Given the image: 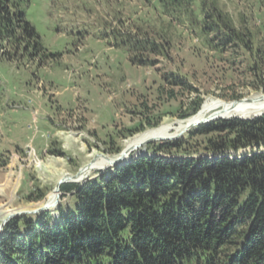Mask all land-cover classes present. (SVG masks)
<instances>
[{
  "label": "rangeland",
  "instance_id": "1",
  "mask_svg": "<svg viewBox=\"0 0 264 264\" xmlns=\"http://www.w3.org/2000/svg\"><path fill=\"white\" fill-rule=\"evenodd\" d=\"M9 1L37 38L25 40L21 24L0 35V238L28 214L18 212L47 203L64 175L98 155L117 157L140 132L185 120L214 98L236 104L264 94V0H206L203 9L198 0L180 11L160 0ZM205 13L232 27L238 43L202 31ZM134 39L148 43L132 51ZM194 128L147 140L121 164ZM117 166L96 167L80 183Z\"/></svg>",
  "mask_w": 264,
  "mask_h": 264
},
{
  "label": "trees",
  "instance_id": "2",
  "mask_svg": "<svg viewBox=\"0 0 264 264\" xmlns=\"http://www.w3.org/2000/svg\"><path fill=\"white\" fill-rule=\"evenodd\" d=\"M160 1L180 11L198 0ZM199 3L203 9L206 0ZM10 5L0 0V35L21 24L25 40L37 38L24 11ZM213 18L204 14L202 31L238 43L232 27ZM139 41L130 50L148 43ZM188 136L150 145L151 154L84 184L64 183L57 215L22 214L6 225L0 264H264V114L220 118Z\"/></svg>",
  "mask_w": 264,
  "mask_h": 264
},
{
  "label": "bare ground",
  "instance_id": "3",
  "mask_svg": "<svg viewBox=\"0 0 264 264\" xmlns=\"http://www.w3.org/2000/svg\"><path fill=\"white\" fill-rule=\"evenodd\" d=\"M211 99V98H210ZM264 111V97L259 95H252L248 98L239 100L236 104H234L232 101H224V99H211L208 100L200 111H198L197 114L192 115L191 117L180 120L176 123H168V124H162L160 126L145 130L143 132H140L135 137L130 139L127 143L126 148V154L129 156L131 154V151L137 152L144 151L146 147V142L150 138H161L163 136H174L176 132L183 130V129H189L192 124L195 122H199L204 120L205 118L210 116V113H224L226 115L231 114H240L244 116H251L253 114L262 113ZM130 152V153H129ZM117 156V155H116ZM116 157L105 159L104 156L98 155V158L93 161H91L89 164H87L82 171L81 180H83L85 177H87L88 173L92 171L96 167H103L105 165L111 164L113 161H115ZM58 197V191L57 189H54L48 196V204L52 205ZM45 203L44 205H46ZM5 211V210H4ZM15 209H9L5 213L4 219H8L10 216H12L15 213ZM8 214V215H7ZM7 215V217H6Z\"/></svg>",
  "mask_w": 264,
  "mask_h": 264
},
{
  "label": "water",
  "instance_id": "4",
  "mask_svg": "<svg viewBox=\"0 0 264 264\" xmlns=\"http://www.w3.org/2000/svg\"><path fill=\"white\" fill-rule=\"evenodd\" d=\"M262 97H264V94L262 95ZM236 102V101H235ZM262 114H264V111L262 112V113H258V114H255L253 117H255V116H259V115H262ZM232 116L231 115H225V114H221V113H214V114H212V115H210L209 117H207V118H205L204 120H202V121H199V122H195L194 124H192L191 126H190V128L189 129H191L192 127H199V126H201V125H203V124H205V123H208V122H211V121H214V120H217V119H220V118H231ZM233 117H239L238 115H234ZM248 118H252V117H249V116H247ZM246 116L244 117V118H247ZM189 129H183L180 133H179V135H177V136H175V137H179V136H181L182 134H183V132L184 131H186V130H189ZM173 136H163V137H161V139H171ZM156 138H150V139H148V141H153V140H155ZM127 152L126 151H124V152H122L120 155H118L117 157H116V159H115V161H113L112 162V164H114V165H121V162L122 161H125V160H128L130 157L126 154ZM130 153V152H129ZM128 162V161H127ZM84 168V167H83ZM83 168L77 173V174H75V175H72V174H66V175H64L59 181H58V183H57V185H56V187H55V189H57V191H58V197H57V199H56V201L52 204V205H50V204H46V205H43V206H41V207H38V208H36V209H33V210H26V211H21V212H18L17 214H21L22 212H26V213H38V212H40V211H43V210H48V209H50V208H52V207H55V206H57L59 203H60V200H61V194H62V185L64 184V183H66V182H78V183H80L81 182V175H82V171H83ZM11 217V216H10ZM9 217V218H10ZM4 225V224H3ZM2 225V226H3ZM2 228L3 227H1V231H2Z\"/></svg>",
  "mask_w": 264,
  "mask_h": 264
}]
</instances>
